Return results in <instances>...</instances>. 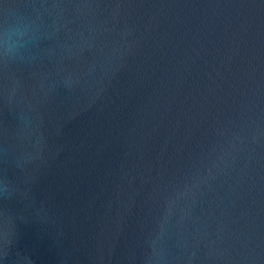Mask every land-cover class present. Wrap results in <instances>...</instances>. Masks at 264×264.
<instances>
[{
  "label": "water",
  "instance_id": "obj_1",
  "mask_svg": "<svg viewBox=\"0 0 264 264\" xmlns=\"http://www.w3.org/2000/svg\"><path fill=\"white\" fill-rule=\"evenodd\" d=\"M0 264H264V0H0Z\"/></svg>",
  "mask_w": 264,
  "mask_h": 264
},
{
  "label": "clouds",
  "instance_id": "obj_2",
  "mask_svg": "<svg viewBox=\"0 0 264 264\" xmlns=\"http://www.w3.org/2000/svg\"><path fill=\"white\" fill-rule=\"evenodd\" d=\"M40 25L36 20L10 18L6 11L0 21V58L15 61L39 38Z\"/></svg>",
  "mask_w": 264,
  "mask_h": 264
}]
</instances>
